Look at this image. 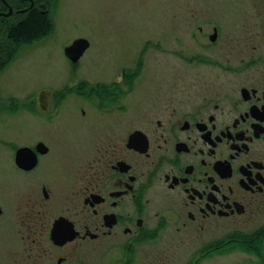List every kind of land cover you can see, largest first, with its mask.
<instances>
[{"label": "flooded vegetation", "instance_id": "flooded-vegetation-1", "mask_svg": "<svg viewBox=\"0 0 264 264\" xmlns=\"http://www.w3.org/2000/svg\"><path fill=\"white\" fill-rule=\"evenodd\" d=\"M27 1L17 17L35 8ZM242 22L216 26L215 42L200 27L211 44L186 52L183 68L145 67L148 43L91 83L78 78L85 53L68 59L62 87L23 99L2 91L22 52L0 37V153L18 176L2 167L0 191L35 204L10 264H264V21L256 36ZM21 110L56 132L13 142ZM69 128L88 131L82 155L66 150Z\"/></svg>", "mask_w": 264, "mask_h": 264}, {"label": "rangeland", "instance_id": "rangeland-1", "mask_svg": "<svg viewBox=\"0 0 264 264\" xmlns=\"http://www.w3.org/2000/svg\"><path fill=\"white\" fill-rule=\"evenodd\" d=\"M50 11V35L32 46L20 47L21 56L2 79L6 83L1 85L5 95L12 92L13 97L23 99L41 88L53 91L62 87L73 73L66 49L78 40L89 43L78 71L79 81L108 80L122 66H132L148 43L143 56L145 67L157 68L160 74L165 68H183L186 52L198 51L199 42L211 44L199 33L200 27L214 35L213 29L218 25L234 26L243 21L244 27L248 21L256 36L264 21V0H54ZM24 111L21 114L16 111L15 124L9 126L6 136L13 142L21 144L45 136L46 131L56 132L53 126L43 128L40 121L29 120V113L26 115ZM65 131L66 150L75 157L77 153L82 155L83 146H88V131L70 128ZM72 132L79 133L78 137ZM12 166L10 155L0 153V170L10 168L13 176L18 177ZM1 191L0 206L6 214L0 219V264H10L8 246L30 242L23 215L31 210L27 206L35 204L22 197L6 202ZM19 191V196L24 193ZM15 201L19 202L14 204ZM34 211H38V205Z\"/></svg>", "mask_w": 264, "mask_h": 264}, {"label": "trees", "instance_id": "trees-1", "mask_svg": "<svg viewBox=\"0 0 264 264\" xmlns=\"http://www.w3.org/2000/svg\"><path fill=\"white\" fill-rule=\"evenodd\" d=\"M6 1L14 9L15 17L10 19L0 18V37H2V42L3 39H9L18 50L20 47L43 40L50 35L52 29L50 8L54 0H33L35 8L30 13L19 17H17V11L29 9L30 2L27 0ZM6 10L0 0V13L6 12Z\"/></svg>", "mask_w": 264, "mask_h": 264}, {"label": "water", "instance_id": "water-1", "mask_svg": "<svg viewBox=\"0 0 264 264\" xmlns=\"http://www.w3.org/2000/svg\"><path fill=\"white\" fill-rule=\"evenodd\" d=\"M13 14L12 10H10V13L8 17H10ZM217 37V32L213 35L211 38V41L215 42ZM89 49V43L86 40H78L74 42V44L66 49V57L71 60L73 63L79 62V60L84 56V54Z\"/></svg>", "mask_w": 264, "mask_h": 264}]
</instances>
